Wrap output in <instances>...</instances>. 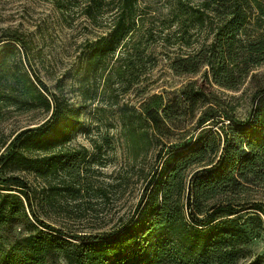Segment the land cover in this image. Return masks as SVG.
<instances>
[{"label": "trees", "instance_id": "obj_1", "mask_svg": "<svg viewBox=\"0 0 264 264\" xmlns=\"http://www.w3.org/2000/svg\"><path fill=\"white\" fill-rule=\"evenodd\" d=\"M73 4H83L94 24L106 17L110 26L81 63L84 104L96 101L101 82L111 96L133 91L157 65L159 44L169 50L174 74L190 79L172 98L138 91V106L130 99L118 104L129 143L135 149L142 140L156 143L157 168L135 212L113 231H68L44 219L35 199L59 210L107 192L85 181L88 150L70 147L80 107L51 91L31 64L32 43L6 30L0 115L14 108L49 116L1 141L0 232L13 243L0 264H239L251 232L264 230V0H166V11L146 9L149 18L140 26L139 0ZM171 48L178 49L174 56ZM15 56L19 61L10 64ZM215 87L250 88L262 109L239 120ZM31 174L40 179L39 191L27 179ZM246 264H264V255Z\"/></svg>", "mask_w": 264, "mask_h": 264}, {"label": "rangeland", "instance_id": "obj_2", "mask_svg": "<svg viewBox=\"0 0 264 264\" xmlns=\"http://www.w3.org/2000/svg\"><path fill=\"white\" fill-rule=\"evenodd\" d=\"M74 2L84 3L85 0H0V39L6 30L22 33L36 52L31 64L51 91H62L75 107H80L81 124L70 147H85L88 150L89 162L83 171L85 181L94 188L104 187L107 192L106 196L98 198L90 194L83 202L59 210L46 204L40 205L36 198V209L44 219L68 231L109 232L135 212L147 178L157 168L156 143L147 145L142 140L135 149L121 132L117 109L128 99L138 106L141 99L136 95L138 91H142V96L163 94L172 98L190 77L174 74L167 58L169 50L159 44L153 48L157 65L133 91L119 97L111 96L104 91L101 82L96 101L84 104L79 92L83 75L81 63L91 43L100 36H106L110 26L104 22L105 19L109 21L106 17L94 24L82 13L83 4L75 6ZM148 8L153 10L154 15L165 12L166 0H139V26L147 22L149 17L144 16V13ZM8 42L0 43V54L6 51L4 46ZM170 51H173L170 56H174L178 49L171 48ZM20 58L27 69L23 57ZM9 59L10 64L19 61L18 56ZM212 92L226 103L227 109L239 120L252 119L262 109L258 100L253 102L250 88L233 92L215 87ZM2 112L0 153L4 150L1 146L3 139H8L23 128L41 124L49 116L42 111L14 108ZM225 123L229 124L228 121ZM159 166L158 171L161 170V162ZM27 179L32 187L38 191L41 189L40 179H36L33 174L27 175ZM44 211L49 216H44ZM30 220L34 222L32 217ZM12 243L11 237L1 231L0 254L11 249ZM245 251L246 256L239 264H246L256 256L264 255V230L251 232Z\"/></svg>", "mask_w": 264, "mask_h": 264}]
</instances>
